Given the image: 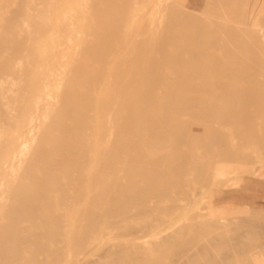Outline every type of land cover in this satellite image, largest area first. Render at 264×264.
<instances>
[{"label":"bare ground","instance_id":"1","mask_svg":"<svg viewBox=\"0 0 264 264\" xmlns=\"http://www.w3.org/2000/svg\"><path fill=\"white\" fill-rule=\"evenodd\" d=\"M125 1L126 2H123L122 5L119 3L120 0H99L97 4L93 5L95 8L94 12L97 15V18H99L95 25H97V27L102 30L101 40L105 42V44L100 49H93L91 45V39L86 37L89 40L88 44L84 45L83 53L85 54L82 56V59L79 60L80 62L78 63V61L70 60L72 62L67 63L68 61L64 60L66 61V64L65 62H62L63 57L65 56L61 57V55H64L63 48L70 47L69 45L72 39L71 35L63 34L62 29L66 24H73V16L80 13L79 9L75 10L74 13H72V9H62L60 8L58 0H0V215L1 213L4 214V216H2H6L5 218L7 219V222L3 221L4 223L0 219V264H163V262L165 264L167 262L166 260L170 259L166 258L168 256L171 257L172 253L177 255V257L173 255L172 258H176H174L175 261L173 260L172 264H204V259L206 260V264L208 262V264H235L237 260H241L243 263H248L249 259H256V261H258L260 256H263L264 254H261L262 250L258 251L256 248L257 245L260 246L259 249L263 247L259 245L263 236H261L258 229H263L264 231V225L261 222L264 212L262 213V211H259L262 213L261 215L256 213L258 211L256 208L253 210L252 207L248 208L241 206H245L251 201L255 202L262 200L263 194L258 192L249 195L241 194V197L239 194L236 195L237 197L234 196V198H229L231 196L228 195V198H226L223 196H226L227 194L222 191L224 195H221V190H215V187L217 185L218 177H220L224 172L229 173L232 166H234L232 165L230 167V171L225 169L226 171L223 172V167L225 165L221 168L222 162L224 163L226 160H229V158L233 157L231 154L234 152V149H237L236 152L242 151L245 145L247 146L254 141V138L255 140L259 138L258 135H256V139V136L254 135L255 132L251 126L252 120L249 118L246 108L252 103L256 102V106L258 105L257 103H259L257 106L259 113H264V106L261 104L262 101L259 102L262 96L264 97L263 91L261 89H233L229 88L230 85L224 86V83L223 87L219 83V80L223 78L222 72L224 68L221 65L220 60L213 58L212 54L207 50L209 46H202V48L198 47L200 50L197 48V50H194L173 44L175 37L180 34L175 26L180 24L188 25L190 23L187 14L180 11L175 12L172 15L173 17H171L167 22L163 35L165 36L166 41L163 44H159L158 46L160 48H158V46L157 48L161 50H159L160 57L162 56L161 59L164 60V62H167V60L169 61L168 58H172L173 60H171L173 62H167V64H171V66L176 67V69H179V71L180 67L183 68L185 66L182 67L180 65L178 68L179 65L177 64L179 61L177 59V64L174 63V60L176 61L174 56H180L183 58L182 60L185 59L188 68L191 66L190 69L192 68V71L194 68V75H189L190 73L188 74V72L186 74L183 73L185 76L183 74H177L175 75L174 80L168 76L170 73L173 75L174 71L173 73L169 72L168 75L165 73L167 70L166 68H168L167 65L166 68L164 67L165 64L163 65L166 70H163L160 62L154 64L152 63L150 65L149 63L152 60L156 61L159 55L157 57L155 56L156 53L154 54L152 50L153 46H151L153 43L147 41L148 37L145 36L147 38L146 40L143 35V37L139 35L145 40H142V38L139 37L138 40H136L140 41L138 42V45L137 42L134 41L137 45V50H139H135L138 52V54H136L137 56H134L135 58L133 57V59H131V56L129 57L132 52L133 54L135 53V47L130 46V49H127L130 50V52L132 49L131 53L128 52V55L127 53H121L127 58L125 59L123 56H121L124 58L123 62H125L126 65L120 68L115 67L116 70L113 69V71L115 70L114 72L110 71L111 68L108 69V74L105 77L107 81L104 80L102 74L99 75L100 73L104 72L101 70V68L99 71H96L95 69L94 72H96V75H94V77H90L89 75L92 74L91 72L94 69H91V60L87 59L88 57L86 56L93 55L95 61L106 60L110 57V55H114L110 54L112 53L110 49H112L114 44L110 45L109 41H111L112 38L114 40L116 38L120 39V37H123L121 34L124 30L120 24H117L116 22L112 23L111 21L107 23L106 21H102L101 17L106 16L108 19L109 16L107 15L117 17L123 14L125 11H129L128 2L130 0ZM232 2L234 3L236 1L234 0L231 1V3ZM238 2L239 1L237 0V3ZM226 3L229 4L227 0H213L212 2L206 3L203 6L207 7L208 9H213L220 8ZM103 6L105 8H103ZM89 9L90 11L92 10L91 8H88V10ZM240 9L238 8V10L234 12V15L238 14L236 12H239ZM243 11L244 10H242V12ZM48 18L49 23L47 22ZM146 21H148V19ZM229 21L234 24L235 28L231 27L232 24L230 22H228L229 27L227 28V26H223L222 24H203L201 21L195 20L192 22L189 29L195 32L202 30L222 31L223 29H226L227 34L231 35V44L228 41V45L231 46L232 44L237 43L238 38L240 37L238 32L240 31L236 32L238 30V26L236 27L237 23L235 24L232 22V19H229ZM148 22L150 23L151 21ZM90 28H87L88 36H90V31H88ZM177 39L179 38L177 37ZM193 42L196 45V42ZM45 43H50L52 45V50L58 52L57 55L59 60L60 57L62 58L60 62L63 63V66L62 64L61 66L59 64L60 68L57 72H55V74L58 73L59 75L61 72V75H64V81V78H61V80H54L52 83V80L50 81V79L47 77L48 75H40L41 72L43 73V67L39 66L37 63V60L40 59L38 52L41 53L40 48ZM167 46L180 47L184 52L180 54H172L171 52L167 51ZM215 46L219 47L220 45L218 43H213L210 45V48ZM114 47L119 49L120 46ZM158 49L155 50L154 48L156 52ZM113 50L114 48L112 51ZM188 54L190 55L189 57ZM67 56L68 55H66V57ZM182 60L179 64L182 63ZM173 63L176 65H172ZM182 65H184V63ZM183 69L185 71V68ZM211 75L213 76L210 77ZM37 76L39 77L36 81L34 78H37ZM99 76L101 77L100 79ZM232 76L234 77V75ZM111 78H113L115 82L112 81ZM196 80H202V83L198 84L195 82ZM5 83H11V86L5 88ZM51 83L53 84V87L49 90H46L45 88ZM16 84L19 87H17ZM61 88L63 90H61ZM1 89H4V92H1ZM98 89L102 91V95L100 94V98L96 99V95H94L93 91ZM179 89H184L185 93L181 92V90L179 91ZM5 90L8 91V93L5 92ZM158 90L165 91H163L166 94L165 99H168L169 102H171L170 98L172 101H174L178 95L181 97L184 94L185 98H183L184 103L182 105L185 107L183 111L187 109L190 110V108L194 111V108H196L194 107L195 104H200L199 106L202 107L199 111H201V114L204 113L208 120L214 116H219V109L221 106H217L207 97H205V94L220 98L223 96L224 99L228 100L231 98H239L238 100H240V103L245 109L242 110L241 114L240 112H236V114L239 113L237 117L235 116L226 118L221 124V129L216 128L213 130L214 132L216 131V133L213 132L215 136L210 138L208 137L209 140L207 137H205L206 142L205 138H203L204 143L201 140L203 136L202 134H200L201 138L199 139V134H195V136L193 135L195 132L197 133V131H195L193 134H190L193 125H190L189 119L188 121L186 120V124L185 120L182 119L181 116L179 117L180 114L177 116L176 113L175 116L177 117V121L179 119L180 122L182 119L184 120L185 125H188L189 123L190 126H188L191 127L189 128V136H186L188 134V128L186 129L184 127L186 129L185 131H187L186 133L183 131L184 128L183 130L181 128L182 133H185L182 134L185 136L181 137V140H184V137H187V142L186 140L184 141L188 144L193 142L194 137L197 135L195 140L198 139L199 141L197 140L198 143H196L194 140V142L199 144L201 141L204 145L206 144V148L205 146H201L202 143L199 144V146H201V149H203L202 147L207 149V152L205 151L204 154L207 153L206 155L208 156L205 155L206 157H204L203 155H200L202 152L198 154L196 151L197 149H195L194 152H197L195 155L198 154V157L195 156L197 158L196 159L192 156L194 152L192 153L188 150L192 148L191 150L193 151V149L198 147V145L194 146L195 144L191 143L192 147L188 149L189 146H187V144L184 142L180 144L178 143V149H180L184 143L187 151L191 153V157H188L190 160H188V158L185 156V158L183 157V154H178L180 150L177 151V146H175L176 148L172 147L177 143V137L181 135V131L179 132L180 129L178 130L179 135H176L177 129H174L176 134L173 133V127L179 128L182 123L180 122L181 124L179 126L176 125L178 122L175 120L176 117L174 118V116H171V114H174L171 113V107L181 98H177L178 100L172 102V105H166V107L168 106L167 108L171 106L169 108L171 111L168 110L170 113L167 112V114L169 113L168 116H171H169V118H172V121L174 119L172 122L170 119H167V115L166 117L163 114L165 113L164 111L167 110L162 108V106L157 108L159 105L156 106L155 104L160 102L159 104L161 105L165 102V100H159V102L155 100ZM187 90H193L200 95L193 97L190 96V100L188 96L186 98V94H188L186 93L188 92ZM50 91H52L51 94H49ZM54 91L55 93L53 94ZM163 92L160 94L162 95ZM5 93L8 95L6 98ZM46 93L50 96L43 97ZM165 94H163V97ZM160 96L158 95V97ZM160 99L163 100L161 97ZM180 101L182 102V100ZM189 101L193 103L190 104ZM167 103L168 101L165 102V104ZM176 104L173 105L174 108H180L182 111L181 106L177 107L181 103L178 102L177 106ZM56 105L57 107H54L55 109L52 108V106ZM161 108L164 111H161ZM189 110H187V113H189ZM225 110L227 111V109ZM160 111L163 112L162 114L165 116L164 118L169 121L160 122V120H158L157 117L159 116L158 114ZM99 112L101 115H99ZM177 112L179 113V111ZM180 113L185 115L186 111L185 113ZM162 114L160 116H163ZM153 119L156 121H153ZM148 120L155 122L154 124H151V128H149L151 122ZM147 121V127L150 129V132L145 130L146 127L144 128V126L147 125ZM161 121H163V119H161ZM142 127L145 131H147V133L149 132L147 136H145L143 130H141L143 129ZM226 127L233 128V130H235L234 132L238 135L234 136L236 137L235 143L239 142L240 145L238 148L233 147V152H231V145H233L232 143H234L233 141L235 138L233 140H229L227 138L228 134L226 135L224 131H221ZM171 130L173 131L172 135L177 136H172L177 139L175 143L171 136L166 135L167 131L171 133ZM141 131L143 133H140ZM165 131L166 134L164 133ZM159 133L165 134L166 136L164 135V137H167V139L170 137L167 141L165 139V143L168 141H173L172 145L171 143L168 144L169 146L171 145V147H168V145L165 144L167 147L165 149L168 150V148H170L171 150L172 148L170 153H172L174 149L176 155L178 154L182 157L180 156V160L179 156L177 155L178 157L175 156V161H172V156L175 154L173 152L174 154H171L172 156L170 155V160H167V158L170 156L164 157L165 154L157 156L163 151H161L159 148H155L156 150L158 149L161 151L158 153V151L152 149L158 153L156 155L157 158H155L156 156L154 157L155 159L159 160L157 163L160 164L162 161L166 162L168 165L167 169L171 170L172 172L173 170L176 171L178 174H180V177L184 174V171L186 173L187 168H189L191 171L195 169V173L189 180L185 176L184 179H187L188 181L178 184L177 182L180 180L178 179L179 177L176 175V172L174 173L176 177H178V180L176 183L175 181L173 183V180H176L175 178L172 179L174 173L172 174L171 172L170 174L169 170L167 171L166 168H163L165 177L163 176V173L161 174L162 171L160 174L164 178H167V181L162 177L160 178L165 180L167 184L170 185L168 187L172 188L165 190L156 188V191L154 189L155 185L158 187V184L156 183L160 184L161 182L162 184L161 180L160 182H156L160 175L157 174V171L154 174V171H151L152 173L149 172L151 175H148V172L141 168V164L144 161L143 165L145 168L148 165L145 164V162H152V159L146 157V155L143 153H146L149 146L150 148L154 147L153 144L157 141L153 142L152 140H154V137H156L157 134L159 136ZM111 136L115 137V141L112 140L113 138H110ZM164 137H162V141L164 140ZM188 137H190V139L192 138V141L190 140V142H188ZM105 138L108 139L109 144L107 141L104 145L105 148H103L102 144ZM160 139L161 138H155V140L158 141ZM262 140L264 144V137L263 139L261 138V141ZM160 141L158 144L156 143L157 145H154L159 146ZM151 142H153V147L151 146ZM163 142H161L159 147L164 144ZM178 142H180V139ZM256 143H258V141H256ZM107 144L110 147L111 144H114V149H112V146L111 149L108 150L110 147H106ZM143 145H147L145 147L146 149H144L145 151L143 148L142 150L140 148L141 146L143 147ZM260 145L262 144L260 143ZM138 147L140 150L137 149ZM165 149H163L164 152ZM97 150H99V152H96ZM149 150L152 151L151 149H148V151ZM181 150L186 149L182 148ZM140 151L144 152L141 153ZM148 151L146 153L147 156H149ZM212 152L216 153L212 155ZM152 153H150V157L155 155H152ZM182 153L184 152L182 151ZM185 153L184 155L187 154ZM239 153H242L243 155L245 151ZM247 153L248 151L245 153L246 156H248ZM141 154L144 155L145 160H143V156ZM162 156L164 159H166V161L163 160V158L161 160ZM202 156L205 159L207 158V161L204 162L205 159L203 160ZM217 156L219 159L216 158ZM158 157H160V159ZM192 157L197 160H194L196 164L191 161L193 160ZM242 157L244 158V156ZM182 158L184 159L183 161H186L187 159V163L188 161L193 162L194 168L192 167L193 163L191 162V165H188L189 167L185 165L187 167L183 168L185 163H182ZM200 159H202L203 162L200 161ZM245 159L249 161L247 157L244 158V161ZM128 161L131 163L133 162L132 166L130 163V166L125 165L124 162L128 164ZM171 161L173 163L175 162V167L174 165H170V163H172ZM177 162L180 163L176 164ZM228 162L230 164L233 163L231 159ZM23 163L27 165L25 167L26 169L24 168L25 165H23L25 173L23 172L24 170L22 167L19 166ZM229 163L226 162V165L229 166ZM254 163L252 162L253 165H255ZM94 164H97L96 168H94L96 169L95 172L90 171L89 174L85 173L86 170L83 168V166H94ZM122 164H124L123 169L127 170L126 173L128 175L129 184L122 185L119 182L120 186H123L121 187V191L119 193H131V195L135 193V200L132 198H130L128 201L122 200V198H120L122 197L120 196L121 194L119 195V193L116 191L111 192L114 190L112 188L110 191L108 188L110 185H107L109 190L105 189L102 192H97V194L91 195L93 191L92 187L97 182H106L105 175L113 172L115 173L119 168L121 169ZM243 164L246 163L244 162ZM252 164L250 162V165ZM59 165H65L67 166V169L58 171L57 166ZM169 166H171V168H168ZM248 166L249 163L247 167ZM18 167L19 170L21 169L20 172L22 171L23 173V176L22 173H19V175L24 178L19 179V181H21L20 183L19 181H14L17 184L12 186L13 184H10V179L11 177L14 178L16 176ZM150 167L152 168V166ZM158 167L157 169L160 170ZM185 168L186 170H184ZM221 169L223 173L221 172ZM39 170L42 171V173ZM249 170H251L250 167ZM165 171L169 173L167 174ZM38 172H40L41 175H38ZM256 172L258 171L256 170ZM227 173H224L223 175L227 176L230 174ZM237 173H235V175H238ZM155 174H157L156 176L158 177L154 176ZM165 174L168 177H166ZM169 174L172 175V180L169 178ZM186 174H188V172ZM147 176H154L155 178H152L153 181L151 179L147 180ZM244 176L245 174L243 177H241V181L239 179L240 182H237L238 185L239 183H242ZM25 178H28L27 181H31L28 184L31 183L30 185H34L33 187L31 186L32 189L30 190L32 191H30L28 186L24 184L26 182L23 181ZM168 178L171 180L172 184L175 185L171 186ZM60 179H64L65 181V183L61 186L58 185V181ZM138 179H146V185L144 184L143 188L150 191L151 188H153L154 190L150 192L147 190L144 191L145 189L143 190L142 188V192H139L140 188L138 186ZM150 181H152L151 184ZM152 183H155L153 184V187ZM234 184L236 183L234 182ZM147 186L149 188H147ZM164 186L167 188L166 183ZM54 190H62L61 196L58 198H53V194L51 193H54ZM222 190L224 189L222 188ZM140 193H143V195L144 193L147 194V196H144L149 198L152 197L151 199L154 198V195L159 194L163 196L164 194L168 197H171L175 201L180 199L182 200V203L175 202L171 208L165 210L164 213L167 214V218L163 217L164 219L162 222H160V224L158 223L159 220H156L160 217V213L158 214V217H153L154 219L151 217L150 222H148L149 217L152 216L148 214L153 212H149L148 210H150L149 208L152 206H150L151 204H148L150 199L147 200L148 198L146 199L144 196L140 195ZM151 193H154V195L151 196ZM131 195L129 194L130 197ZM137 196L140 198L143 197V199H136ZM210 196H214L215 198L211 201L209 206L203 207L202 200L211 198ZM158 197H155V201L151 200L152 205L157 203L158 200L156 198ZM159 199L161 198L159 197ZM132 200H134L133 203H131ZM137 201H139L141 205H136L139 203ZM158 202L161 201L159 200ZM162 202L161 204H157L161 206ZM166 202L168 203V201ZM228 203L231 204V206L228 207L226 205ZM108 204H112V206ZM132 204L136 205V208H138L137 211L143 212V214L138 212L135 215L140 214L141 216L137 215L139 218L146 215L144 218H141L142 220L144 219L142 221L143 224L138 226V228L140 227L139 229L141 231L146 233V236L143 235L138 239L146 238L148 233L151 234L152 232L154 234V232H157L160 229V227L157 225L162 227L164 226L166 228L173 227V229L175 228V230L178 231L175 233L177 235L171 234V230L173 229H170L166 230L165 233L162 232L163 234H158L159 236L157 237L159 240L153 236L159 241H156L157 243L155 240H148L150 237H147V240L151 241L148 245H152V248H147L148 246L144 247V245L141 246L142 244H140V246H136V244H134L135 247L131 246L133 242L130 243V240L132 238L134 239V237H127L130 232L132 233V230L126 229L125 225L127 228L128 224H133L132 228H136V225H138V221L134 219L136 216L132 214L134 212L133 209H135ZM107 205L109 207H107ZM155 206L152 208V210H159L160 207L157 206L156 209ZM190 208H194L196 213L193 212V214H191V218L188 219L190 216L187 217V212L190 210ZM210 208H221L220 212H223V210L224 212L220 214H213L212 212L209 213L207 210ZM160 211L161 210L158 212ZM205 211H207L208 215L205 213ZM147 212L148 214H145ZM146 217H148L146 219L147 222L145 220ZM152 220L156 221L153 222ZM180 223H185V226L183 225L184 228L181 229V232L179 233V226L177 225ZM54 224L56 226H54ZM155 225L159 228H156ZM52 226H54L56 229H53ZM121 226L123 227L120 230ZM33 227H35V230L32 229ZM111 228H119V230L116 229V231L118 230L125 232H116ZM43 229L46 231H43ZM107 229H110L111 231L114 230L115 232L112 231L111 233V231L108 230V234ZM126 230L128 232H126ZM110 233L114 236H117V238L126 236L124 240H130H126V242L123 240V242L126 244H124L122 241L112 242V244H110L107 248L103 250V247L102 250L100 249V251L96 253L95 244H104V238L106 239L105 236H107V234L108 236H111ZM114 233H116V235ZM133 241H135V239ZM134 243H136V241ZM25 245H29V248ZM182 246L188 247H184L185 251L182 249L185 253L178 254L177 251L178 249L180 250L183 248ZM219 254L222 256L224 255V257L221 256L223 258L222 262H214L213 260H216V256H219ZM108 259L110 260L107 262ZM201 259L202 261H200ZM196 260L198 263H195L197 262Z\"/></svg>","mask_w":264,"mask_h":264},{"label":"rangeland","instance_id":"2","mask_svg":"<svg viewBox=\"0 0 264 264\" xmlns=\"http://www.w3.org/2000/svg\"><path fill=\"white\" fill-rule=\"evenodd\" d=\"M59 1V5H60V8H62V9H67V10H73V12L72 13H74L75 12V10H77V9H79L80 10V13L79 14H75V16H73L74 18H73V20H74V22H73V24H66L65 25V27L62 29V32H63V34H69V35H71V43H70V47L69 48H63V53H64V55L61 53V52H59V53H61L62 55H61V57L62 56H65L66 57V55H68L66 58L65 57H63V60H62V62H65L66 63V61H64V60H67L68 62L67 63H69V62H72V61H70V60H73V61H78V63L80 62L79 60H81L82 59V56L85 54V53H83V49H84V45H86V44H88V40L89 39H87L86 37H89L90 39H91V45H92V48L93 49H100V48H102L103 46H104V44H105V42H103L102 40H101V29H99L98 27H97V25H95V23H96V21H98L99 20V18H97V15L95 14V8L93 7V5L94 4H97V2L99 1V0H58ZM213 0H130L128 3V7H129V11H125L123 14H121V15H119V16H117V17H114V16H112V15H107V16H109L108 17V19H107V17L106 16H102L101 17V19H102V21H106L107 23H109L110 21L113 23H117V24H120L121 25V27L123 28V33L121 34V36H123L122 38L120 37V39H114L113 40V38H112V40L111 41H109V44L111 45V44H114V46H120L119 47V49H117L116 47H114L113 45V47H112V49L114 48V50L112 51V49H110L111 50V52L112 53H110V54H114V55H110V57L109 58H107L106 60H104V61H95L94 60V56L93 55H88V56H86V57H88L87 59H90L91 60V69L93 70L91 73L92 74H90L89 76L90 77H94V75H96V72H94L95 71V69H96V71H99L100 70V68H101V70L102 71H104V72H102V73H100L99 75H101L102 74V76H103V78H104V80H106V76H107V74H108V69H110V71L111 72H114L115 70H116V68L115 67H123L124 65H126V63L125 62H123V59L125 58V59H127L126 58V56L124 57L122 54H126L127 53V55L129 54L128 52H130V50H128V49H130V46H134L135 47V49H134V51L136 50V51H139V50H137V45L139 44L138 42H140V41H136V40H138V38L140 37V36H144V38H146V37H148V40H147V38H146V40L148 41V42H150V43H153V44H151V46H153L152 48V50H153V52H154V54H155V56L157 57L158 55H159V57H160V53H159V50L160 49H158V48H160L158 45L159 44H163L165 41H166V38H165V36H163L164 35V29H165V26L167 25V22L169 21V19L171 18V17H173L172 15L175 13V12H177V11H180V12H183V13H185V14H187V16H188V18H189V20H190V23L188 24V25H186V24H180V25H177V26H175V28L178 30V32L180 33L179 35H177L176 37H175V39L173 40V44H175V45H177V46H180V47H184V48H187V49H198V50H200L198 47H201L202 48V46H209V48H207V50L212 54V56H213V58H215V59H218V60H220V62H221V65L223 66V72H222V76H223V78L221 79V80H219V83L223 86V83H224V86L226 85V86H228V85H230L229 86V88H233V89H252V90H256V89H261L262 91H263V95H264V0H238L239 2L237 3V0H235L236 2H232L231 3V1H234V0H231V1H229V0H227L228 2H229V4H225L224 6H221L220 8H213V9H208L207 7H204L203 5L204 4H206V3H210V2H212ZM123 2H126L125 0H120V2L119 3H123ZM123 5V4H122ZM241 5V6H240ZM72 7V8H71ZM88 8H91L92 10L90 11V9L88 10ZM103 8H105L104 6H103ZM238 8L240 9L239 10V12L237 11L236 13H238V14H236V15H234V12L236 11V10H238ZM245 8V9H244ZM88 10V11H87ZM242 10H246L245 12L243 11L242 12ZM247 12V13H246ZM233 13V14H232ZM232 14V15H231ZM243 14V15H242ZM258 14V15H257ZM261 14V15H260ZM46 16V15H45ZM111 17H113V18H111ZM72 18V17H71ZM235 18V19H234ZM50 19H51V17H50ZM148 19V21H151L150 23L148 22V21H146ZM229 19H232V22H234L235 24L237 23V25H236V27L238 26V30L236 31V32H238V31H240V32H238V34L240 35V37L238 38V41H237V43H234V44H232L231 46H229L228 45V41L230 42L231 41V35H229V34H227V30L226 29H223L222 31H220V30H218V31H199V32H195V31H192V30H190L189 28L191 27V24H192V22L193 21H195V20H197V21H201V23H203V24H210V23H212V24H222L223 26H227V28L229 27V25H228V22H230L229 21ZM234 19V20H233ZM146 21V22H145ZM47 22L49 23V18H48V20H47ZM231 23V22H230ZM231 24H232V26H231ZM230 24V26L231 27H234L235 28V26H234V24L233 23H231ZM101 25V24H100ZM90 26H91V28H90ZM29 28V27H28ZM87 28H90V29H88V31H90V36H88V33H87ZM241 28V29H240ZM140 35V36H139ZM239 35H237V36H239ZM142 36V37H143ZM146 36V37H145ZM142 37H140V38H142ZM177 37L179 38V39H177ZM144 38H142V40H145ZM140 40V39H139ZM134 41H136L137 42V45L135 44V42ZM174 41H176V42H174ZM179 41V42H178ZM193 41H195L196 42V45H195V43L193 42ZM50 42V41H49ZM108 43V42H107ZM106 43V44H107ZM155 43V44H154ZM177 43V44H176ZM181 44V45H179V44ZM187 43V44H186ZM213 43H218L220 46L219 47H211L210 48V45L211 44H213ZM157 44V45H156ZM183 44H186V45H183ZM192 44V45H191ZM230 44H231V42H230ZM238 44V45H237ZM189 45V46H188ZM199 45H201V46H199ZM157 46H158V48H157ZM188 46V47H187ZM190 46H193V47H195V48H193V47H190ZM45 47V48H44ZM180 47H169V46H167V51L168 52H171L172 54H175V53H182V52H184L183 50H181L182 48H180ZM117 50H116V49ZM128 48V49H127ZM154 48H155V50L156 49H158V51L156 52L155 50H154ZM196 49V50H197ZM40 50H41V53L40 52H38V56H39V58L40 59H38L37 60V63L39 64V66H42L43 67V73L41 72L40 73V75H44V76H46V75H48L47 77L50 79V81L52 80V83H53V81L55 80H61V78L63 79L64 77V75H61L62 73L60 72V74L58 75V73L57 74H55V72H57L58 70H59V68H60V66H61V64H62V66H63V63L62 62H60L61 61V57H60V60L58 59V52L57 51H53L52 50V45L50 44V43H45L44 45H42L41 46V48H40ZM61 50V49H60ZM59 50V51H60ZM125 50V51H124ZM135 51V53L133 54V52H132V49H131V52H132V54L131 55H129V57L131 56V59H133V57L134 56H137L136 54H138V52H136ZM161 51V50H160ZM123 52V53H122ZM130 52V53H131ZM122 53V54H121ZM6 55V54H5ZM133 55V56H132ZM121 56H123V57H121ZM190 55L188 54V57H189ZM128 57V56H127ZM129 57H128V59H129ZM158 57V58H159ZM162 57V56H161ZM161 57L158 59L157 58V60L155 61H151L149 64L151 65L152 63L154 64V63H157V62H160L161 63V67L163 68V70H166V72L165 73H167V75L169 74V72H172L173 73V71H174V76L170 73V75H168L169 77H171L172 79H174L175 80V75H177V74H186L187 72H188V74L189 75H194L193 73L195 72L194 71V68H193V71H192V68L190 69V67L188 68V66H187V64H186V60L184 59V60H182L183 58H181L180 56H174L175 58H176V61L174 60V63H176V62H178L179 61V63L181 62V60H182V63L181 64H177V65H179L178 66V68L180 67V65L183 67V66H185V67H183V68H185V71H184V69L183 68H181L180 67V71H179V69L177 70L176 69V67H174V66H171V64H167V62L168 63H170L173 59L172 58H168L169 59V61L167 60V62H164V60H162L161 59ZM173 57V58H174ZM121 58H122V60H121ZM135 58V57H134ZM156 59V58H155ZM172 59V60H171ZM177 59H178V61H177ZM180 59V60H179ZM161 60H162V62H164V63H162L161 62ZM166 61V60H165ZM184 61V62H183ZM60 62V63H59ZM88 62V61H87ZM90 62V61H89ZM173 62V61H172ZM171 62V63H172ZM66 63V64H67ZM82 63V62H81ZM125 63V64H124ZM172 64V65H176V64ZM184 63V65H182ZM59 64H60V66H59ZM130 64V63H129ZM148 64V65H149ZM165 64V68H166V65L168 66V68H164L163 67V65ZM170 66V67H169ZM173 67V68H172ZM99 68V69H98ZM188 68V69H187ZM98 69V70H97ZM113 69H115L114 71H113ZM182 69H183V71H182ZM61 70V69H60ZM198 71H200V70H198ZM198 71H196V72H198ZM95 74H94V73ZM101 72V71H100ZM182 72V73H181ZM199 73H201V72H199ZM104 74H105V76H104ZM183 74V75H184ZM187 74V75H188ZM58 75V76H57ZM232 75H234V77L232 76ZM185 76V75H184ZM213 75H211L210 77H212ZM229 76V77H228ZM38 77L39 76H37V78H34V79H36V81H37V79H38ZM101 77L99 76V79H100ZM10 79V78H9ZM65 80V78L63 79V81ZM79 80H80V78H79ZM103 80V81H104ZM111 80L112 81H114L113 80V78H111ZM33 81V80H32ZM107 81V80H106ZM10 82V81H9ZM115 82V81H114ZM196 83H198V84H200V83H202V80H196L195 81ZM50 84L49 86H47L45 89L46 90H49V89H51L52 87H53V84ZM195 83V84H196ZM10 84V85H9ZM9 84H7V83H5L4 84V86H5V88H8V87H10L11 86V83H9ZM169 84V83H168ZM20 85V84H19ZM14 86V85H13ZM16 86L17 87H19L17 84H16ZM223 86V87H224ZM14 88V87H13ZM16 88V87H15ZM63 88V87H62ZM61 88V90H63ZM17 89V88H16ZM44 89V88H43ZM60 90V91H61ZM82 90V89H81ZM181 89H179V91H180ZM38 91H40V90H38ZM38 91H37V93H38ZM83 91V90H82ZM161 90H158V93H156V96L158 97V95L160 96L161 94V92H163L164 90H162L161 92H160ZM185 90L183 89V90H181V92H184ZM188 92H186V93H188V94H186V98H187V96L189 97V99L191 98V97H193V96H197V95H200L199 93H197V92H195V91H193V90H187ZM1 92H4V89H1ZM5 92H7L8 93V91H6L5 90ZM94 92V95H96V99L98 98H100L99 96H100V94L102 95V91L101 90H94L93 91ZM165 92V91H164ZM163 92V94H165ZM36 93V94H37ZM52 93V91H50L49 92V94H51ZM55 93V91L53 92V94ZM180 93V92H179ZM185 93V92H184ZM49 94H45L43 97H48V96H50ZM163 94L160 96L163 100H161L160 99V97H156L155 96V100L156 101H158L159 102V100L160 101H164L165 100V102L166 101H168V103L167 104H165V102H164V104L162 103L161 105L159 104V103H155L156 104V106L157 105H159V106H157V108H160L161 106H162V108H164L165 110H167V111H164L162 108H161V111H164L165 113H163V112H159V116L157 117L158 118V120H160V122H164V121H169V120H166L164 117L167 115L168 116V114L170 113L168 110H170L171 111V109H172V112L171 113H174V114H171V116H174V118L176 117L175 115H176V113H177V116L179 115V117L181 116V118L182 119H184L185 120V123L187 124V121H188V119H189V123H190V125L192 126V128L191 127H189L190 125H189V123H188V125H185V123H184V120H182L181 119V123H182V125H180L181 123L179 122V119H178V121L176 120L177 119V117L175 118V120L179 123H177L176 121V125L177 126H179V128H175V127H173V131L171 130V133L170 132H168L167 131V134H166V131L164 132L167 136L169 135V136H176V135H179V133H178V130H179V132L181 131V128H182V130H183V128L185 127L186 129H187V131H185L186 129L184 128V132L186 133H188L186 136H189V132H190V129L189 128H191V132H190V134H193L195 131H197V133L195 132L193 135L195 136V134H199V137H198V139L199 138H201V135L200 134H202L203 136H202V138H201V140H202V142H203V138H205V137H212V136H215V134L214 133H216V131L214 132L213 130L214 129H216V128H218V129H221L222 128V126H221V124H222V122L226 119V118H230V117H237L238 115H239V113L238 114H236V112H240V114H241V112H242V110L243 109H245V108H243V106H242V104L240 103V100H238L239 98H231V99H224V97L223 96H221V98L220 97H215V96H212V95H207V94H205L204 96L205 97H207L209 100H211L213 103H215L217 106H221L220 107V114H219V116L218 117H216V116H214V117H212V118H210L209 120H208V118L205 116V114L204 113H200L201 111H199V110H201V107L202 106H199L200 104H195V106L194 107H196V108H194V111H193V109H191L190 108V110L189 109H187V110H189V113H187V110H185L186 111V113H185V111H183L184 110V107L185 106H183L182 104L184 103V101H183V98H185V96H184V94L181 96V97H179V95L175 98L176 100H178L177 98H181L180 100H182V102L179 100V101H176V100H174V101H172V99L170 98V100H171V102H169V100L168 99H165V96H166V94L164 95V97H163ZM35 96H37V95H35ZM35 96H33V97H35ZM191 96V97H190ZM262 96V95H261ZM6 97H8V95H6V93H5V98ZM167 98V97H166ZM173 98V97H172ZM233 99H235V100H233ZM191 100V99H190ZM100 101H101V99H100ZM177 102V104H176V102ZM262 101V102H261ZM172 102H175V104H176V106L178 105V102H180L181 104L180 105H178L177 107H182L181 109H182V111L180 110V108H177V109H179V110H177L176 109V107L174 108V106L173 105H175V104H173L172 105ZM259 102H261V104H262V106H264V97L262 96V98H261V100L259 101ZM189 103L191 104V103H193V102H190L189 101ZM256 102H254V103H252L250 106H248L247 108H246V110H247V113H248V116H249V118L252 120V129H253V131L255 132L254 133V135L256 136V135H258V139H257V136H256V139L257 140H255V138H254V141L253 142H251V144H248L247 146H246V148H245V146L243 147V152L245 151V153L248 151V156H246L245 155V153L242 155V153H239V152H242V151H238V152H236V150L237 149H234V152H233V147H235V148H238L239 147V145H240V143L239 142H237V143H235V140H236V137H234V136H236L237 134L234 132L235 130H233V128H231V127H226V128H224L223 130H221V131H224L225 132V134L227 135L228 134V139L229 140H233L234 138V143H232V141H231V143L233 144V145H231V152H233L232 154H231V156H233L232 158H229V160L231 159L232 160V164H230L231 163V161H230V163L228 162L229 160H226V162L227 163H229V166L228 165H226V162H222V166H221V168L223 167L224 168V170H223V172L224 171H230V167L232 166V165H234V166H232V168H231V171L229 172L230 174L231 173H234V174H229V173H227V172H224V173H227V174H229V175H223L224 173L222 172V169H221V172L223 173L220 177H218V179H217V185H216V187H215V190H221L220 192H221V195L223 194V192L222 191H224L227 195L226 196H223V197H226V198H228V195H230L231 197H229V198H234V196L235 197H237L236 195H239L240 197L242 196L241 194H245V195H249V194H252V193H256V192H258V193H260V194H263V198H264V144H263V140L261 141V138L263 139V137H264V113H259V111H258V108H257V106L259 105V103H257L258 105L256 106V104H255ZM154 104V105H155ZM168 104H170V105H172V107H171V109H169V108H167L169 105ZM260 104V105H261ZM55 105V104H54ZM166 105H168L167 107H166ZM189 105V104H188ZM202 105V104H201ZM56 108L57 107V105L56 106H52V108ZM54 108V109H55ZM156 108V109H157ZM222 108H224V109H222ZM176 109V110H175ZM225 109H227V111L225 110ZM229 109V110H228ZM221 110H223V111H221ZM225 110V111H224ZM232 110V111H231ZM239 110V111H238ZM158 111H159V109H158ZM177 111H179V113L177 112ZM191 111V112H190ZM167 112H169L168 114H167ZM180 112H184L185 113V115H182V113H180ZM165 115H163V114ZM183 113V114H184ZM163 115V116H160V115ZM99 115H101L100 114V112H99ZM166 116V117H167ZM170 116V115H169ZM169 116L167 117V119H172V118H169ZM170 116V117H171ZM184 118H183V117ZM161 117H163V118H161ZM178 117V118H179ZM163 119V121H161V119ZM187 120V121H186ZM148 121H150L151 122V120H148ZM148 121L146 122L147 123V125L146 126H144V128L146 127V129L145 130H147V131H149L150 132V129L149 128H151L150 126H151V124H154L155 122H149L150 123V125H149V128L147 127L148 126ZM153 121H156V120H154L153 119ZM172 121V120H171ZM173 121H174V119H173ZM172 121V122H173ZM211 121V122H210ZM145 123V124H146ZM170 123V122H169ZM184 123V124H183ZM175 124V123H174ZM183 125H185V126H183ZM197 127H196V126ZM176 126V127H177ZM212 126V127H211ZM143 128V127H142ZM144 128L143 129H141V130H143V132H144V135L145 136H147V134L149 133H147V131H145L144 130ZM148 128V129H147ZM176 130V133H175V130ZM220 131V132H221ZM142 131L140 132V133H143ZM163 132V131H162ZM175 133L176 135H172L173 133ZM200 132V133H199ZM214 132V133H213ZM223 132V133H224ZM235 133V135H234V133ZM168 133H170V134H168ZM185 133H182V131L180 132V134L182 135V134H185ZM165 134H162V133H159V136H158V134H157V136L156 137H154V140H152L153 142L155 141H157L156 143L158 144V142L160 141V144H161V142H163L164 144L161 146V147H159L160 146V144H159V146H155L154 144H156V143H154L153 144V146H152V143L153 142H151V146L153 147V148H150V146H149V144H148V146H149V148L148 149H153V150H156L155 148H159L161 151H163L164 152V150L163 149H165V148H167L166 146H165V144L166 145H168V144H170L171 143V145H172V142L174 141V143L176 142V140L177 139H175V137H172L171 139L173 140L172 142H167V143H165L167 140H169V138L170 137H168V139H167V137H164V135ZM152 135V134H151ZM165 135V136H166ZM179 135V137H177L178 138V141H179V139H180V142H178L177 141V143L176 144H174V146H172L173 148H176L175 146H177L178 145V143L180 144V143H182V142H184L185 143V141L184 140H186V142H187V137H184V140H181V137H183V136H185V135ZM148 136H150V135H148ZM164 137L163 139V141H162V137ZM192 136V135H191ZM238 136V135H237ZM261 136V137H260ZM158 137V138H157ZM196 137H197V135H196ZM196 137H194V139H193V142H190V140L192 139H190V137H188L189 138V140H188V142H190V143H185V144H187V146H189L188 147V149H190L191 147H192V144H195L194 146H196V145H198V147H195L194 149H193V151L190 149V150H188L189 152L191 151L192 153L194 152V150L195 149H197L196 151L198 152V154L199 153H201L200 155H203L204 157H206V156H208V155H206V154H204L205 153V151L207 150V149H204V147H202L203 149H204V151H203V149H201V146H205L201 141L199 142V144H201V146H199V144H196V143H198L197 142V140H195V138ZM110 138H113L112 140H114L115 141V137H113V136H111ZM155 138L156 139H159V138H161L159 141L158 140H155ZM209 138H208V140H209ZM238 138V137H237ZM165 139H166V141H165ZM183 139V138H182ZM111 140V139H110ZM112 140H111V142H112ZM194 140L196 141V143L194 142ZM108 141V139L107 138H105L104 140H103V148H105V144H106V142ZM114 141H113V143H114ZM192 141V140H191ZM199 141V140H198ZM256 141H258V143H256ZM205 142H206V138H205ZM262 144V145H260V143ZM184 143H183V145L180 147V149H178V146H177V151H179L180 150V152H178V154H183V157L185 156L186 158H190L191 157V153H189L188 151H187V148H185V146H184ZM192 143V144H191ZM239 143V144H238ZM108 144H109V141H108ZM107 144V145H108ZM156 144V145H157ZM237 144H238V146H237ZM106 145V147H110L109 145L107 146ZM114 145V144H113ZM112 144H111V147L113 146ZM171 145L169 146L168 145V147H171ZM191 145V146H190ZM147 146V145H146ZM146 146H144L143 145V147L141 146L140 148H141V150H142V148H143V150L144 149H146L145 147ZM184 146V147H183ZM111 147L110 148H108V150L109 149H111ZM200 147V148H199ZM102 148V147H101ZM101 148H100V150H101ZM102 148V149H103ZM140 148L138 147L137 149H139L140 150ZM182 148H184V149H186V150H181ZM199 148V149H198ZM205 148H206V146H205ZM244 148H245V150H244ZM112 149H114V146H113V148ZM148 149H147V151H148ZM176 149H175V151H176ZM148 151L149 152V156H147V151H146V153H143L144 155H146V157H148V158H151L152 159V162H145V164H148L147 166H148V168H147V166L144 168V165H143V163H144V161L143 160H145L144 159V155L143 154H141L142 156H143V160L142 159H140V160H142L143 162H142V166H141V168H143L144 170H146L147 172H148V175H151V174H149V172L150 173H152L153 171V174L154 173H156V171H157V174L158 175H160L159 177L158 176H156L157 174H155L154 176H156V177H158V180H156V182H160V180L162 181V184H161V182H160V184L159 183H156V184H158V187H160V188H158L157 187V185H153V184H155V183H152V187L154 186V189L157 191V189H170V188H172V187H168V186H170V185H168L167 184V178H164L165 176H164V173H163V168H166V170L168 171L169 169H167V164H166V162H163L162 161V163H160V164H158L157 162L159 161V160H157V159H155V158H157V156H161L162 154H165V156L164 157H166V156H170L171 154L173 155L175 152H174V149H173V152L172 153H170L171 151H172V148H171V150H170V148H168V150L167 149H165V152L163 153H161V154H158L159 152H161V151H159L158 149L156 150V151H158V153L156 152V151ZM167 150V151H166ZM170 150V151H169ZM239 150V149H238ZM145 151V150H144ZM144 151H140L141 153L142 152H144ZM168 151H169V153H168ZM182 151L185 153H189L188 154V156H187V154L186 155H184V153H182ZM96 152H99V150H97ZM135 152H138V151H135ZM153 152V153H152ZM166 152H167V154H166ZM197 152H194V154L192 155L194 158H196V157H198V154L197 155H195ZM207 152V151H206ZM150 153H152V155L153 154H155L153 157H150ZM216 152H212V155H214ZM256 153V154H255ZM158 154V155H157ZM177 154V155H178ZM252 154V155H251ZM151 155V156H152ZM157 155V156H156ZM171 155V156H172ZM176 155V153L172 156V161H175V156L176 157H178ZM180 155V156H181ZM206 155V156H205ZM244 156V158H248V160L251 162V164H252V162L254 163V162H256V163H254L255 165H250V162L249 161H247L246 159H245V161H244V158L242 157V156ZM250 155V156H249ZM254 155H255V157H254ZM142 156H141V158H142ZM156 156V157H155ZM161 157V160H162V158H163V160H165L166 161V159H164V157ZM171 156L170 157H168L167 158V160H170L169 158H171ZM179 156V158H180V160H181V157ZM196 156V157H195ZM202 156V159L204 160L205 158ZM145 157V158H146ZM155 157V158H154ZM184 157V158H185ZM192 157V158H193ZM254 158V159H252V158ZM147 158V159H148ZM159 159H160V157H158ZM178 158V159H179ZM188 158V160H190ZM193 158V160H191V161H193L195 164H196V162L195 161H197L196 159H194ZM217 159H219V157L217 156L216 157ZM251 158V159H250ZM202 159H200V161H202L203 162V160ZM258 159V160H257ZM150 160V159H149ZM184 159L182 158V163L184 164V166H183V168L184 167H187L188 165H191V163H193V162H189L188 161V163L186 162L187 161V159H186V161H183ZM195 160V161H194ZM252 160H254V161H252ZM258 162H257V161ZM151 161V160H150ZM154 161V162H153ZM156 161V162H155ZM171 161V162H172ZM205 161H207V158L204 160V162ZM246 163V164H243L244 162ZM169 162V161H168ZM167 162V163H168ZM181 162V161H180ZM180 162H177L176 164H178V163H180ZM125 163V165L126 166H128L129 165V163H130V165L132 166V163L131 162H127L128 164H126V162H124ZM136 163V162H135ZM140 163H141V161H140ZM155 163V164H154ZM173 163V162H172ZM172 163H170V165L171 166H173L174 165V167H175V162L172 164ZM182 163H181V165H182ZM194 163H193V165H192V167L194 166ZM198 163V162H197ZM200 163V162H199ZM248 163H249V166L247 167V165H248ZM152 164H154V165H152ZM156 164H157V166H156ZM164 164H166V165H164ZM201 164V163H200ZM242 164H243V166H242ZM23 165H25L24 166V168L27 166L25 163H23V164H21V165H19L20 167H22V169H23ZM96 165L97 164H94V166H87V165H84L83 166V168H85V173H88L89 174V172L90 171H93V172H95V170L96 169H94V168H96ZM123 165L124 164H122L121 166V169L119 168L115 173L113 172V173H110V174H106L105 176H106V182L105 181H100V182H97L92 188H93V191H92V194L91 195H93V194H97V192H102V191H104L105 189H110V191H111V188L112 189H114V190H112L111 192H120L121 190V187H123L122 185H128L129 184V179H128V175H127V170L125 169H123ZM129 165V166H130ZM185 165H187V166H185ZM197 165H199V164H197ZM258 165V166H257ZM125 166V167H126ZM139 166V167H140ZM150 166H152V168L150 167ZM155 166V167H154ZM159 166V167H158ZM166 166V167H165ZM171 166H169L168 168H171ZM229 168H228V167ZM254 166H255V168H254ZM124 167V168H125ZM149 167H150V169H149ZM153 167H154V169H153ZM157 167L160 169V170H158L157 169ZM189 167V166H188ZM191 167V166H190ZM229 169H227V168ZM249 167H250V169L251 170H249ZM147 168V169H146ZM173 168V167H172ZM194 168V167H193ZM195 168H196V166H195ZM236 170H235V169ZM244 168H245V170H247V171H245L244 170ZM253 168V169H252ZM26 169V168H25ZM25 169H23L24 171V173H25ZM62 169H67V166H65V165H59V166H57V170L58 171H60V170H62ZM128 169V168H127ZM149 169V170H148ZM174 169V168H173ZM226 169V170H225ZM21 170V169H20ZM20 170H19V167H18V171H17V173H16V176L13 178V177H11V179H10V184L12 185V186H14V184H17L16 182H18L19 181V179H21L22 177L19 175V173H22V171L20 172ZM184 170H186V168L184 169ZM189 168H187V171H186V173L188 172V174H186L185 173V171L183 172L184 174V176L182 175L181 177H180V174H178L176 171H174L173 170V172L171 171V170H169L170 171V174H171V172H172V174L174 173V172H176V175H178V177H176V175H175V173H174V175H173V178H172V175H170L169 176V178L171 179H176V180H173V183H174V181H175V183H176V181L179 179L180 181H178L177 183L179 184V183H181V182H186V181H188L192 176H193V174L195 173V169H193L192 171L190 170V173H189ZM256 170L258 171V172H256ZM40 171V170H39ZM152 171V172H151ZM162 171V172H161ZM167 171H165L166 173H167ZM234 171V172H233ZM244 171V172H243ZM41 173H42V171H40ZM40 172H38L37 174L39 175H41V173ZM92 172V173H93ZM160 172H161V174L163 173V176H161V174H160ZM238 172V173H237ZM247 174H246V173ZM91 173V174H92ZM169 173V172H168ZM167 173V174H168ZM235 173H237L238 175H235ZM241 173V174H240ZM240 174V175H239ZM245 174V176H244V178H243V181H244V179H245V181H244V184H243V181H242V183L240 184L239 183V185H238V181H239V179H240V181L242 180V178L241 177H243V175ZM262 174V175H261ZM166 175V174H165ZM188 175V176H187ZM256 175V176H255ZM257 175H259V176H257ZM22 176H23V173H22ZM44 176V175H43ZM152 177V176H150V177H148L147 178V180L149 179H151L152 181H153V179L152 178H155V177ZM185 176H186V178L188 179H184L185 178ZM222 176H223V178H222ZM120 177V178H119ZM160 177H162V178H164V179H166V181L165 180H162ZM166 177H168L167 175H166ZM24 178V177H23ZM22 178V179H23ZM61 178V177H60ZM118 178V179H117ZM138 178V177H137ZM160 178V179H159ZM169 178H168V180H169ZM178 178V179H177ZM238 178V179H237ZM27 179L28 178H25L23 181L25 182L24 184H26L27 186H28V189L30 190V189H32L31 188V186L33 187L34 185L32 184V185H30V184H28L29 182H31L30 180H28L27 181ZM171 179V180H172ZM119 180V181H118ZM171 180H169V182L171 183V186L172 185H175V184H172V182H171ZM227 180V181H226ZM237 180V181H236ZM14 181H16V182H14ZM64 181V179H60L59 181H58V185H63L64 183H65V181ZM146 179H138V182H139V188H140V191L139 192H142V188H143V185L145 184L146 185ZM152 181H150V184H151V182ZM155 181V180H154ZM220 181H221V183H220ZM225 181V182H224ZM231 181V182H230ZM239 181V182H240ZM21 181H19V183H20ZM122 184L121 186H120V183ZM163 182H165L166 183V185H167V188H165L166 186H164L165 185V183H163ZM234 182L236 183V184H234ZM249 182V183H248ZM87 183V182H86ZM149 183V182H148ZM147 183V184H148ZM230 183V184H229ZM88 184V183H87ZM218 184H220V185H218ZM107 185H110V187H108ZM112 185V186H111ZM16 186V185H15ZM149 186V185H148ZM147 186V188H149ZM161 186H164V187H161ZM108 187V188H107ZM226 187V188H225ZM157 188V189H156ZM222 188L224 189V190H222ZM108 189V190H109ZM145 188H143V190H144ZM153 188H151V191H153L154 190ZM147 189H145L144 191H146ZM30 191H32V190H30ZM55 191V190H54ZM147 191H150V190H147ZM150 191V192H151ZM52 192V191H51ZM50 192V193H51ZM117 193V194H118ZM132 193H134V192H132ZM146 193V192H145ZM144 193V195L145 196H147V194H145ZM149 193V192H148ZM209 193V192H208ZM207 193V194H208ZM51 194H53V198H58V197H60L61 196V194H62V190H58V191H55L54 193L52 192ZM121 194V195H120ZM129 194L131 195V193H128V194H124V193H119V195L120 196H122V197H120V198H122V200H125V201H128L130 198H132V199H134L135 200V196H134V194H132L131 195V197L129 196ZM156 194V193H155ZM206 194V195H207ZM136 195V194H135ZM140 195H142V196H144L143 195V193L141 194L140 193ZM151 196L152 195H154V193L152 194H150ZM205 195V196H206ZM224 195V194H223ZM144 196V197H145ZM148 196H149V194H148ZM150 196V197H151ZM160 197L161 199H159V197L158 198H156L158 201L160 200L161 202H162V205L161 206H159V204H161V202H158L157 201V203H159V204H157L156 202V204L155 205H157V206H159L160 208H159V210H161L160 212H158L159 210L156 208L157 206H155V205H152V202H151V200L153 201L154 199H155V197ZM124 197V198H123ZM134 197V198H133ZM167 197V198H166ZM211 197V196H210ZM137 198H140V197H136V199ZM142 199H143V197H141ZM140 198V199H141ZM147 200H149L150 199V202H148V204L150 205V206H152L151 208H149L150 210H148L149 212L150 211H153V212H151V213H149L148 214V212L147 213H145V214H148V215H152V216H150L149 217V220H148V222H150V219H151V217L153 218V217H158V214L160 213V217L158 218V219H156V220H159V224H160V222H162V220L164 219V218H167V214H165L164 213V211L165 210H167V209H169V208H171V206L172 205H174V203L175 202H179V203H182V200H180V199H178V201H175V200H173L171 197H168L167 195H164L163 194V196L162 195H154V198L153 199H151V198H149V197H145ZM167 200H166V199ZM208 198V197H207ZM215 197L213 196V197H211V198H208V199H204V200H202V202H203V207L204 206H209V204L211 203V201L214 199ZM262 198V200H258V201H255V202H249L247 205H245V206H241V207H252V209L253 210H255L254 208H256L257 210V212L256 213H259V214H261L262 215V213L264 212V199ZM44 199V198H43ZM43 199H42V201H43ZM134 200H132V202L131 203H133L134 202ZM155 201V200H154ZM166 201H168V203L166 202ZM137 202H139V201H137ZM136 202V203H137ZM166 202V203H165ZM184 202V201H183ZM140 203V202H139ZM136 204V205H141V203L140 204ZM154 204V203H153ZM164 204V205H163ZM108 205H111L112 206V204H108ZM107 205V207H109ZM133 205V207H135V209H133L134 210V212L132 213V214H136V213H142L143 214V212H141V211H137V209L138 208H136V205H134V204H132ZM228 207L229 206H231V204H226ZM248 205H253V206H248ZM155 206V208L157 209V210H155V209H153L152 210V208ZM238 207H240V206H238ZM220 209L221 208H219V209H217V208H210V209H208L207 211L210 213V212H212L213 214H220V213H223L224 212V210H223V212H220ZM216 210V211H215ZM221 210V211H222ZM250 210V209H249ZM207 211H205V213H207ZM259 211H262V213L261 212H259ZM158 212V213H157ZM193 212L194 213H196V210L194 209V208H190V210H188V212H187V217L188 216H190V217H188V219L189 218H191V214H193ZM254 212V211H253ZM140 214H137V215H140ZM264 214V213H263ZM4 216V214H2L1 213V215H0V217H2V218H0L1 220H2V222L4 221V222H7V219L5 218V217H3ZM137 215H135L136 217L134 218L136 221H138L137 222V224L138 225H136L137 227L136 228H132V225H129L128 224V228H127V226L125 225V227H126V229H131L132 230V233L130 234L129 233V235H132V236H129V235H127V237H134V239H135V241H136V243H134L135 241H133L134 239L132 238L131 240L130 239H126V240H130L131 242L130 243H132L133 242V244L131 245V246H133V247H135L134 246V244H136V246H140V244H142L141 246H143L144 245V247H147V248H152L153 246L151 245V246H149L148 244H149V242H151V241H148V240H150V239H152L153 241L155 240V242L156 241H158L159 240V238L157 237V236H159L158 234H161L162 232L163 233H165V231L166 230H170V229H173V227L172 228H166V227H162V226H160V225H157V226H159L160 227V229L157 231V232H154V234L151 232V234L150 233H148V236L150 237H148L149 239L147 240V237L146 238H141V239H138L139 237H141V236H146V233H144L143 231H141L139 228H138V226H140L141 224H143L142 223V221L144 220H142L141 218H144L146 215H144L143 217H140L139 218V216H137ZM147 215V216H148ZM162 215V216H161ZM207 215H208V213H207ZM141 216V215H140ZM263 217H264V215H262ZM164 217V218H163ZM261 218L262 219V223H263V225H264V218ZM148 217H146L145 218V220L147 219ZM141 219V220H140ZM154 219V218H153ZM134 220V221H135ZM156 220H152L153 222L154 221H156ZM151 221V222H152ZM189 221V220H188ZM3 222V223H4ZM132 222V221H131ZM146 222H147V220H146ZM156 222V223H157ZM132 223H134V222H132ZM136 223V222H135ZM185 224V223H184ZM183 223H180V224H178L177 226H179L178 228H179V233L181 232V229H183L184 227H183V225H184ZM52 225V224H51ZM153 225H154V223H153ZM180 225H181V227H180ZM54 226H56L55 224H54ZM54 226H52L53 227V229H56ZM135 226V225H134ZM133 226V227H134ZM176 226V227H177ZM185 226V225H184ZM51 227V226H50ZM58 227V226H57ZM122 227L123 226H121L120 227V230L122 229ZM125 227H124V230H125ZM155 227H156V225H155ZM159 227H156V228H159ZM162 227V228H161ZM35 227H33L32 229H34ZM177 228V229H178ZM47 229V228H46ZM50 229H52V228H50ZM111 229H114L115 231H116V229H118L119 230V228H111ZM134 229V230H133ZM138 229V230H137ZM35 230V229H34ZM45 229H43V231H44ZM108 230L109 231H111L110 229H107V232H108ZM114 230H112V231H114ZM117 230V231H118ZM130 230V231H131ZM136 230V231H135ZM46 231V230H45ZM112 231H111V233H112ZM114 231V232H115ZM116 231V232H117ZM176 231V232H175ZM258 231L260 232V234H261V236H263L262 237V240H261V243L259 244V245H261V246H263V247H261L260 249H259V247L260 246H256V248L258 249V251L260 250H262V252H261V254H263L264 253V242H263V240H264V231H263V229H258ZM118 232H120V233H123V232H125V231H123V232H121V231H118ZM126 232H128L127 230H126ZM171 234H175V233H177L178 231L177 230H175V228L173 229V230H171ZM110 233V234H111ZM162 233V234H163ZM178 233V234H179ZM108 234H109V232H108ZM108 234H107V236H105L106 237V239L104 238V242L106 243H102V244H93L94 246H95V252L96 253H98L99 251H100V249L102 250V248H103V250L105 249V248H107L110 244H112V242H117V241H122L123 242V240L125 239V237H122V238H117V236H114V235H112L111 234V236L109 237L108 236ZM115 235H116V233H114ZM119 234V233H118ZM117 234V235H118ZM124 234H126V233H124ZM175 235H177V234H175ZM153 236H155V238H158V240L157 239H155ZM154 238V239H153ZM137 239V240H136ZM126 240H124L125 242H126ZM45 242H47V241H45ZM125 242H123L124 244H126ZM148 242V243H147ZM159 242V241H158ZM262 242H263V245H262ZM127 243H129V242H127ZM144 243V244H143ZM157 243V242H156ZM155 244V243H154ZM129 245V244H128ZM25 246H29V245H25ZM130 246V245H129ZM156 246V245H155ZM154 246V247H155ZM183 248H181L180 250L178 249V251H177V253L178 254H182V253H185V252H183V250H184V247H188V246H182ZM29 248V247H28ZM183 249V250H182ZM187 249V248H186ZM188 250V249H187ZM186 250V251H187ZM185 251V250H184ZM173 253L171 254V257H167L166 259H168V258H170L171 259V261H170V259H168V260H166L167 262H168V264H172L173 263V260H174V258H176L177 257V255H174V256H176V257H174V258H172L173 257ZM216 256V255H215ZM222 255H220L219 254V256H216V258L218 259H216V260H213L214 262H216L217 261V263H221L222 262V257H224V255L221 257ZM110 259H108L107 260V262L109 261ZM220 260V261H219ZM164 261V260H163ZM165 261V262H166ZM175 261V260H174ZM197 261V260H196ZM200 261H202V259L200 260ZM205 261V262H204ZM241 260H237L236 262H235V264H264L263 262H264V254H263V256L261 255L260 256V258H259V260L258 261H256V259L255 260H250L249 259V261H248V263L247 262H244L243 263V261H241ZM252 261V262H251ZM263 261V262H262ZM167 262L165 263V264H167ZM203 262H204V264H206V260L204 259L203 260ZM208 262V261H207ZM194 263V262H193ZM195 263H198V261L197 262H195ZM209 263V262H208ZM207 263V264H208ZM163 264H164V262H163ZM203 264V263H202Z\"/></svg>","mask_w":264,"mask_h":264}]
</instances>
